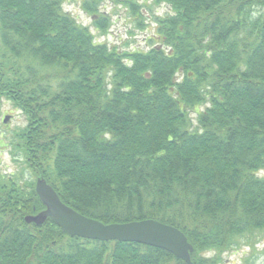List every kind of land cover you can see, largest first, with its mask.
Wrapping results in <instances>:
<instances>
[{"label": "trees", "instance_id": "obj_1", "mask_svg": "<svg viewBox=\"0 0 264 264\" xmlns=\"http://www.w3.org/2000/svg\"><path fill=\"white\" fill-rule=\"evenodd\" d=\"M66 1L0 0V99L25 117L9 146L34 177L0 170V264H187L27 223L45 209L39 177L104 224L178 227L194 264L264 233V0H150L168 13L131 49L99 42ZM107 1L81 5L104 35Z\"/></svg>", "mask_w": 264, "mask_h": 264}, {"label": "rangeland", "instance_id": "obj_2", "mask_svg": "<svg viewBox=\"0 0 264 264\" xmlns=\"http://www.w3.org/2000/svg\"><path fill=\"white\" fill-rule=\"evenodd\" d=\"M135 1L140 4L141 13H135L131 8L111 0L104 4L113 21L106 35L92 26V17L82 9V0H67L64 3V9L83 25L90 26L99 42H106L109 45L120 44L127 49L133 46L144 48L147 44L150 45V37L155 38L153 35L156 33L154 29L158 28V18L166 16L169 8L166 5L152 4L150 0ZM142 23L143 26H141ZM6 117H8L7 122H5ZM23 125H25V117L22 112L10 101L1 98L0 170L4 174H20L22 171L21 175L25 179L33 180L34 177L26 169L22 156L17 152L14 153L13 148L9 146L8 137ZM209 254L216 256L218 253L213 251ZM217 264H264V233H255L252 237L242 238L237 247L220 252Z\"/></svg>", "mask_w": 264, "mask_h": 264}, {"label": "water", "instance_id": "obj_3", "mask_svg": "<svg viewBox=\"0 0 264 264\" xmlns=\"http://www.w3.org/2000/svg\"><path fill=\"white\" fill-rule=\"evenodd\" d=\"M8 117L5 118L7 122ZM36 192L45 209L25 217L27 223L41 225L51 219L71 236L85 239L137 242L164 249L187 264L192 261L193 245L178 227L155 219L126 223L104 224L88 217L64 203L54 187L45 178L36 180Z\"/></svg>", "mask_w": 264, "mask_h": 264}]
</instances>
